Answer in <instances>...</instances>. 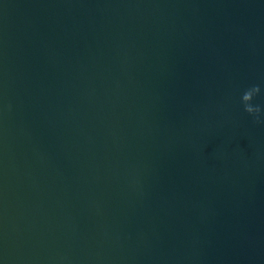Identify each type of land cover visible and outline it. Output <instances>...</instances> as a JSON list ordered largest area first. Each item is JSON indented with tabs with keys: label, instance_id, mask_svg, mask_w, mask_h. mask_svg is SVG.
<instances>
[{
	"label": "water",
	"instance_id": "95a60500",
	"mask_svg": "<svg viewBox=\"0 0 264 264\" xmlns=\"http://www.w3.org/2000/svg\"><path fill=\"white\" fill-rule=\"evenodd\" d=\"M264 0H0V264H264Z\"/></svg>",
	"mask_w": 264,
	"mask_h": 264
},
{
	"label": "clouds",
	"instance_id": "9594fccd",
	"mask_svg": "<svg viewBox=\"0 0 264 264\" xmlns=\"http://www.w3.org/2000/svg\"><path fill=\"white\" fill-rule=\"evenodd\" d=\"M261 92V88L259 85H253L247 88L240 97V103L243 106V111L248 116L253 118L254 123H262L261 121V113L262 108L260 105H254L253 100L256 96H258Z\"/></svg>",
	"mask_w": 264,
	"mask_h": 264
}]
</instances>
